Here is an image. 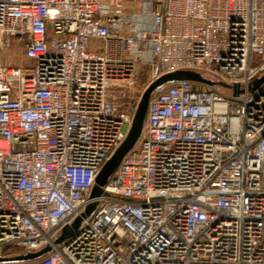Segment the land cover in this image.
Masks as SVG:
<instances>
[{"label": "built area", "instance_id": "2783aa9c", "mask_svg": "<svg viewBox=\"0 0 264 264\" xmlns=\"http://www.w3.org/2000/svg\"><path fill=\"white\" fill-rule=\"evenodd\" d=\"M144 67L213 83L152 93L90 197L136 110L107 91ZM263 74L264 0H0V255L51 247L0 264H264Z\"/></svg>", "mask_w": 264, "mask_h": 264}, {"label": "water", "instance_id": "95a60500", "mask_svg": "<svg viewBox=\"0 0 264 264\" xmlns=\"http://www.w3.org/2000/svg\"><path fill=\"white\" fill-rule=\"evenodd\" d=\"M264 79V74L261 78L257 79L255 84L260 83ZM180 80H193V81H203L208 84H212L210 80H207L202 77V75L198 72L192 71V70H177L169 73H165L160 75L159 77L153 79L144 89L142 92L140 99L138 101V104L136 106V110L133 116L131 127L122 141V143L119 145V147L115 150V152L112 154V156L105 161V163L102 165L100 170L98 171L96 177H95V183L91 189L90 197H96L102 194L103 192V185L106 183L110 175L113 173V171L117 168L119 165V162L123 155L131 149L138 141L143 124L146 118L147 114V106L148 101L152 93L159 90L163 86ZM220 85L224 87L232 86L234 89L237 90L238 85L237 84H227V83H220ZM96 207V202L92 201L87 204L85 210L81 212V214L77 215L75 218H73L68 224H66L62 230L60 235L55 239V243L61 242L63 239H65L67 236H69L74 229H77L82 223L83 219L90 216V214L94 211ZM50 245H46L40 250L33 251V252H25L21 254H16L12 256H1L0 255V262H13V261H21V260H28L36 258L43 253L50 250Z\"/></svg>", "mask_w": 264, "mask_h": 264}, {"label": "rangeland", "instance_id": "374dc122", "mask_svg": "<svg viewBox=\"0 0 264 264\" xmlns=\"http://www.w3.org/2000/svg\"><path fill=\"white\" fill-rule=\"evenodd\" d=\"M141 2L142 0H123L124 7L129 11L138 10ZM142 70L143 72L134 80L130 87H115L107 91V95L120 112L129 109L130 106H137L142 92L149 84L150 74L147 72L146 67L142 68ZM222 90L226 93L229 92L225 88H222Z\"/></svg>", "mask_w": 264, "mask_h": 264}]
</instances>
